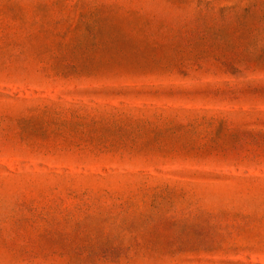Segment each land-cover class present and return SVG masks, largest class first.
<instances>
[{"label":"rangeland","instance_id":"1","mask_svg":"<svg viewBox=\"0 0 264 264\" xmlns=\"http://www.w3.org/2000/svg\"><path fill=\"white\" fill-rule=\"evenodd\" d=\"M0 264H264V0H0Z\"/></svg>","mask_w":264,"mask_h":264}]
</instances>
